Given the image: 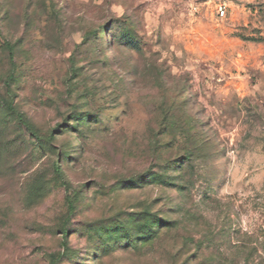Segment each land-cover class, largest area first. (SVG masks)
I'll list each match as a JSON object with an SVG mask.
<instances>
[{
    "label": "rangeland",
    "instance_id": "374dc122",
    "mask_svg": "<svg viewBox=\"0 0 264 264\" xmlns=\"http://www.w3.org/2000/svg\"><path fill=\"white\" fill-rule=\"evenodd\" d=\"M0 0V264H264V0Z\"/></svg>",
    "mask_w": 264,
    "mask_h": 264
},
{
    "label": "built area",
    "instance_id": "2783aa9c",
    "mask_svg": "<svg viewBox=\"0 0 264 264\" xmlns=\"http://www.w3.org/2000/svg\"><path fill=\"white\" fill-rule=\"evenodd\" d=\"M227 3L223 0H219L215 5V11L219 18H223L226 15L227 12Z\"/></svg>",
    "mask_w": 264,
    "mask_h": 264
}]
</instances>
